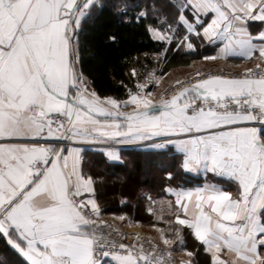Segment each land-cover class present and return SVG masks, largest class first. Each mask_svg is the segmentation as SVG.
<instances>
[{"label": "snow or ice", "instance_id": "6c2138e0", "mask_svg": "<svg viewBox=\"0 0 264 264\" xmlns=\"http://www.w3.org/2000/svg\"><path fill=\"white\" fill-rule=\"evenodd\" d=\"M104 10L144 24L163 45L158 63L173 43L197 55L215 48L204 60L257 63L239 76L197 71L158 99L146 91L162 79L151 72L126 99L101 96L78 63L83 24ZM124 144L172 146L183 170L223 177L228 187H167L174 204L142 192L154 216L167 205L170 218L156 219L168 227L152 225L159 243L139 233L125 242V233L96 227L102 209L81 147L123 163ZM186 230L210 264H264V0H0L2 264H171L177 242L191 258L181 264H199Z\"/></svg>", "mask_w": 264, "mask_h": 264}, {"label": "trees", "instance_id": "16d2710c", "mask_svg": "<svg viewBox=\"0 0 264 264\" xmlns=\"http://www.w3.org/2000/svg\"><path fill=\"white\" fill-rule=\"evenodd\" d=\"M110 35H115L116 40H110ZM79 38V69L91 89H95L101 96L111 95L117 99H126L127 89H135L138 81L143 82L144 77L160 65L163 70L158 75L164 77L170 69L188 66L191 61H179L178 59L189 56L174 50L173 43L170 46L173 50L168 51L158 63L155 53L163 45L151 37L144 24L124 22L111 10L101 11L94 18L85 21ZM132 68L137 70L138 76H132ZM120 152L123 163L108 162L96 150L84 152L83 171L93 176L96 198L102 209L98 217L102 220L125 215L122 220L125 224H138L148 229H155L152 225L156 224L159 228H167L164 220L156 219L160 215L165 220L170 218L167 205L161 208L157 204L154 216L147 211L149 202L142 192H150L153 199L163 198L174 204L173 196L165 191L167 187L187 189L200 186L203 181L212 178L186 173L179 166L180 157L171 148L141 151L134 147L121 149ZM144 162L147 166L145 172L142 171ZM130 165L133 169L129 168ZM167 172L172 173L171 179L167 177ZM171 218L174 220V216ZM184 236L187 249L197 252L195 258L204 256L202 247L198 248L199 242L187 230ZM178 245L179 242L172 252H183ZM3 248L4 242L0 240V253ZM8 259L15 261L17 257L9 254Z\"/></svg>", "mask_w": 264, "mask_h": 264}, {"label": "rangeland", "instance_id": "374dc122", "mask_svg": "<svg viewBox=\"0 0 264 264\" xmlns=\"http://www.w3.org/2000/svg\"><path fill=\"white\" fill-rule=\"evenodd\" d=\"M141 2H143V0H141ZM197 43H199V41H197ZM203 48H200L199 51L197 50V52H200L201 50H203ZM180 52H182L183 54H185V55H187L189 57L188 58H180V59H178L179 61H182L183 59H185V60L186 59L187 60L188 59H194V61H190V64L188 66H178L176 68L170 69V71L167 74H165L164 77H162V75H158V73L163 70V66L160 65L159 68H157L154 71H152L151 73H153V74L156 72L154 74L156 77L162 78L159 85H157L155 83H151V84L148 85V88L146 89V91L153 92L154 95L151 97L152 99H158L160 93L163 92L167 87L175 84L174 82L176 80H181L182 81V80H186L188 78H193L197 71L202 73L205 69H206V71L207 70H212V69H210V66L215 65V63H217L215 60H204L203 58L198 60L195 57L192 58L191 56H195L196 54L193 55L192 53H188L187 51L181 50ZM220 70L230 71V70H226V69H220ZM234 72H238V71H234ZM239 72H241V71H239ZM142 167H143L142 171L145 172L146 171V167H147L146 166V162L143 163ZM129 168H132V166L130 165ZM107 220H111V221L119 224L120 226H122L123 228H125L129 232H133L134 231V232H138V233H141V234H147V235L151 236V238H153L156 242L159 243V233L156 231V229H148V228L142 227L140 225L142 230L140 229L139 231L138 230L136 231V230H134V228L137 227V226L130 227L128 225H131V224H129V223L125 224V223H123V221H121L117 217H114V219H113V217H110V219L108 218ZM133 225H138V224H133ZM175 254H177V253H175Z\"/></svg>", "mask_w": 264, "mask_h": 264}, {"label": "crops", "instance_id": "0c3cea01", "mask_svg": "<svg viewBox=\"0 0 264 264\" xmlns=\"http://www.w3.org/2000/svg\"><path fill=\"white\" fill-rule=\"evenodd\" d=\"M200 48H198L197 50H199ZM215 51L216 49L213 48L212 46L210 45H207L205 44L204 45V48L203 50H201L198 55L196 54L195 56H191L192 58H197L198 60L199 59H202L203 56L205 55H215ZM189 53V52H188ZM191 55V54H190ZM194 55V54H193ZM258 55V53H257ZM187 60V59H186ZM191 61H194V59ZM197 61V60H196ZM217 63H215V65H212L210 66V69H217V70H220V69H226V70H230V71H244V69L247 67V68H252L254 67V65L257 63V60L255 58V56L251 59H242V58H239V57H230L228 59H224V60H215ZM78 70L80 71L79 69V65H78ZM204 72V71H203ZM88 81V80H87ZM88 85H89V82H88ZM89 88L91 89V87L89 86ZM124 111H127L128 109H122ZM77 146H81V145H77ZM81 147H84L85 148V152L87 150H94L93 148H90L89 146L87 145H82ZM117 147L121 149H128V148H134L136 147L135 145H130V144H124V145H118ZM167 148H171L174 152H175V149L174 147L172 146H168L164 149H167ZM157 150V149H156ZM161 150V149H160ZM83 157H84V153H83ZM83 161V160H82ZM114 163V162H112ZM185 171V170H184ZM186 173L188 174H192V175H195V176H201L202 178H205V174L203 172H189V171H185ZM207 176H211L212 178L210 180H207V182H215V183H218V184H221L222 186L224 187H228V181L225 180V178L223 177H219V176H213V174L211 173H208ZM216 180H220L221 182H218ZM206 181H203V183L200 185L202 186ZM193 188V187H192ZM85 199L87 198V196L89 194H83ZM174 198V201H175V197L173 196ZM98 217V216H97ZM100 218V217H99ZM110 219V218H109ZM114 219V217H113ZM122 221V220H121ZM130 227L132 226H137V227H133L134 230H142V228L140 227V225H128ZM226 251V250H225ZM204 253V252H203ZM178 254V255H177ZM176 255L178 256L179 258V264H181V261H188L189 259H191L190 257H188L187 253L186 252H179L177 253ZM221 258L224 259V260H228L229 257L227 255H224L223 253L221 254ZM197 260L199 261V264H210V258L208 257V255L206 253H204V256L198 258L197 257Z\"/></svg>", "mask_w": 264, "mask_h": 264}, {"label": "built area", "instance_id": "2783aa9c", "mask_svg": "<svg viewBox=\"0 0 264 264\" xmlns=\"http://www.w3.org/2000/svg\"><path fill=\"white\" fill-rule=\"evenodd\" d=\"M202 73L203 74L211 73V74H223V75H228V76H239V75H243L244 71L234 72V71H223V70L212 69V70L204 71ZM193 78H195V76ZM186 80H182V81H186ZM178 87H179V85L173 84V85L167 87L163 92H167V94L170 95L171 92L175 91ZM94 219L97 222L96 223V227L98 229H100L101 231H103L104 233H106V234L109 233V232H113L114 233L116 231L125 233L126 234L125 242H128V241L132 240L133 235L135 233H138V232H134V231L133 232H129L125 228H123L122 226H120L119 224H117V223H115V222H113L111 220H102L101 218H99L97 216L94 217ZM101 221H103L104 223H100ZM139 235L142 238V240H144V241H147L149 238H151V236H149L147 234L139 233ZM154 242H156V241L154 240ZM171 264H179V258L174 252H172Z\"/></svg>", "mask_w": 264, "mask_h": 264}]
</instances>
